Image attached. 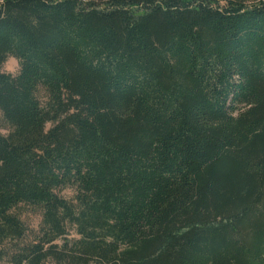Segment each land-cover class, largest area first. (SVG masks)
Returning <instances> with one entry per match:
<instances>
[{
    "label": "trees",
    "instance_id": "obj_1",
    "mask_svg": "<svg viewBox=\"0 0 264 264\" xmlns=\"http://www.w3.org/2000/svg\"><path fill=\"white\" fill-rule=\"evenodd\" d=\"M0 112V264H264V0H0Z\"/></svg>",
    "mask_w": 264,
    "mask_h": 264
},
{
    "label": "rangeland",
    "instance_id": "obj_2",
    "mask_svg": "<svg viewBox=\"0 0 264 264\" xmlns=\"http://www.w3.org/2000/svg\"><path fill=\"white\" fill-rule=\"evenodd\" d=\"M19 66L18 61L13 56H7L5 61L2 64V71L10 73L12 75L16 74L18 72ZM38 96L41 101H45V93L42 89L38 91ZM50 124H46V128H48ZM9 131L8 124L3 119L1 112H0V134H7ZM58 193L64 197L67 200L72 201L73 196L75 194L74 188L70 186H66L58 190ZM23 223L26 226V233H25V239L26 241L31 240L37 233L40 223V215L37 210L33 208H29L23 211L20 215ZM68 232L66 235L60 237L56 240V243L58 246H61L63 248V245L65 243L71 244V241L74 239L79 238V235L76 233L75 228L71 225H68ZM13 244V243H12ZM11 243H6L5 246H11ZM49 264H56L53 260H48ZM63 264V263H60Z\"/></svg>",
    "mask_w": 264,
    "mask_h": 264
}]
</instances>
